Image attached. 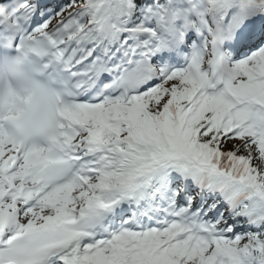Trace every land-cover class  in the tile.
Returning a JSON list of instances; mask_svg holds the SVG:
<instances>
[{"label": "snow or ice", "instance_id": "snow-or-ice-1", "mask_svg": "<svg viewBox=\"0 0 264 264\" xmlns=\"http://www.w3.org/2000/svg\"><path fill=\"white\" fill-rule=\"evenodd\" d=\"M0 264H264V0H0Z\"/></svg>", "mask_w": 264, "mask_h": 264}, {"label": "clouds", "instance_id": "clouds-1", "mask_svg": "<svg viewBox=\"0 0 264 264\" xmlns=\"http://www.w3.org/2000/svg\"><path fill=\"white\" fill-rule=\"evenodd\" d=\"M23 69L12 72L0 64V122L13 135L29 129L46 131L50 113L38 106L35 91L24 83Z\"/></svg>", "mask_w": 264, "mask_h": 264}]
</instances>
